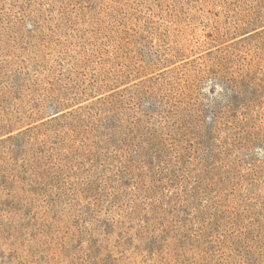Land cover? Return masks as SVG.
Here are the masks:
<instances>
[{"label": "trees", "instance_id": "16d2710c", "mask_svg": "<svg viewBox=\"0 0 264 264\" xmlns=\"http://www.w3.org/2000/svg\"><path fill=\"white\" fill-rule=\"evenodd\" d=\"M46 1L67 19L74 0ZM42 2L11 4L19 30ZM223 51L146 79L150 69L114 67L62 95L51 119L0 140L22 157L13 183L56 197L73 223H108L109 264H264L263 59Z\"/></svg>", "mask_w": 264, "mask_h": 264}, {"label": "rangeland", "instance_id": "374dc122", "mask_svg": "<svg viewBox=\"0 0 264 264\" xmlns=\"http://www.w3.org/2000/svg\"><path fill=\"white\" fill-rule=\"evenodd\" d=\"M1 1L0 140L45 123L62 95L114 67L150 69L146 79L222 49L245 65L261 57L264 68V36L251 39L264 31V0H74L67 19L43 0L45 10L37 8L34 22L27 11L21 30L11 8L17 0ZM210 87L203 83L201 97ZM21 158L0 152V264H109L117 251L108 223H73L66 205L52 206L56 197L13 183ZM8 194L22 205L18 215L5 213Z\"/></svg>", "mask_w": 264, "mask_h": 264}]
</instances>
